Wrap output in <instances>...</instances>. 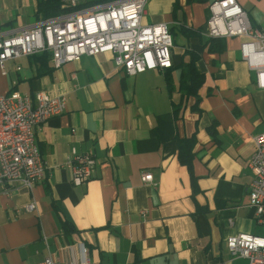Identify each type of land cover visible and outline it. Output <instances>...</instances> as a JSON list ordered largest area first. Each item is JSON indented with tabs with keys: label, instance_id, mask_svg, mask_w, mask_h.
I'll list each match as a JSON object with an SVG mask.
<instances>
[{
	"label": "crops",
	"instance_id": "obj_1",
	"mask_svg": "<svg viewBox=\"0 0 264 264\" xmlns=\"http://www.w3.org/2000/svg\"><path fill=\"white\" fill-rule=\"evenodd\" d=\"M214 1L149 0L142 22L169 27L170 70L130 77L112 54L58 69L42 54L0 67L2 95L68 99L63 115L35 131L45 179L31 190L0 187V264H248L231 258L227 240L264 236L248 167L264 134V90L241 56L242 38L206 35ZM237 1L264 29V0ZM42 22L38 0H0V34ZM75 155L96 162L81 186Z\"/></svg>",
	"mask_w": 264,
	"mask_h": 264
},
{
	"label": "built area",
	"instance_id": "obj_2",
	"mask_svg": "<svg viewBox=\"0 0 264 264\" xmlns=\"http://www.w3.org/2000/svg\"><path fill=\"white\" fill-rule=\"evenodd\" d=\"M149 0H117L46 20L13 35L0 34V67L5 63L43 53L51 54L53 67L81 58L112 54L117 68L135 77L151 70L172 68L173 38L166 24L144 25ZM78 0H62L64 9L75 8ZM206 24L209 38H242L241 56L256 73L257 86L264 90V29L255 27L237 0H216L209 6ZM65 94L38 92L33 97L17 92L0 94V187L32 189L45 179V164L36 142V128L66 111ZM249 169L254 178L249 186V205L256 221L264 224V134L255 139ZM90 155H75L71 163L73 183L86 184L95 172ZM144 183L154 184L152 174L143 173ZM36 205L26 210L35 212ZM227 247L232 259L264 264V236H231ZM39 264H65L46 258Z\"/></svg>",
	"mask_w": 264,
	"mask_h": 264
},
{
	"label": "trees",
	"instance_id": "obj_3",
	"mask_svg": "<svg viewBox=\"0 0 264 264\" xmlns=\"http://www.w3.org/2000/svg\"><path fill=\"white\" fill-rule=\"evenodd\" d=\"M117 0H90L87 2H79L78 6L75 8H68L64 9L62 7V0H38V12L39 15L42 17L44 21L57 18L60 16H63L68 13L84 10L87 8H91L92 6H97V5H103L107 4L110 2H114ZM42 58H44L46 61L51 60V54L50 53H43ZM39 57L38 55L32 56L31 58H37ZM170 70V69H169ZM193 75H195V71H192ZM197 76V75H196ZM185 84L188 89V84H187V75L184 76ZM196 81H193L192 86L189 88L192 89L191 93L194 94L195 92V86L200 83L199 76L195 79ZM196 83V84H195ZM194 87V88H193Z\"/></svg>",
	"mask_w": 264,
	"mask_h": 264
},
{
	"label": "rangeland",
	"instance_id": "obj_4",
	"mask_svg": "<svg viewBox=\"0 0 264 264\" xmlns=\"http://www.w3.org/2000/svg\"><path fill=\"white\" fill-rule=\"evenodd\" d=\"M10 66H11V65H10ZM6 68H7V70H9V71L11 70L8 64H7Z\"/></svg>",
	"mask_w": 264,
	"mask_h": 264
}]
</instances>
